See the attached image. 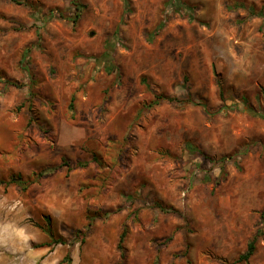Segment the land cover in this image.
Segmentation results:
<instances>
[{"label": "rangeland", "instance_id": "obj_1", "mask_svg": "<svg viewBox=\"0 0 264 264\" xmlns=\"http://www.w3.org/2000/svg\"><path fill=\"white\" fill-rule=\"evenodd\" d=\"M74 1L0 0V264H264V0Z\"/></svg>", "mask_w": 264, "mask_h": 264}, {"label": "trees", "instance_id": "obj_2", "mask_svg": "<svg viewBox=\"0 0 264 264\" xmlns=\"http://www.w3.org/2000/svg\"><path fill=\"white\" fill-rule=\"evenodd\" d=\"M176 2V4H178V7L181 8L182 7V4H181V1L180 0H174ZM16 2V1H15ZM73 5H75L76 9L77 10H80L82 8V5H80V3H78V0H75ZM129 8V2L128 0H124V9L125 11L128 10ZM78 16V15H77ZM76 16V17H77ZM261 17L264 18V15L263 14H260ZM174 102L175 99H173L172 97H169L167 95H160V96H156L155 97V100L151 103V107H154V106H158L160 105L162 102ZM202 105V104H201ZM204 106V105H202ZM69 108L70 110H74V98L72 99L70 105H69ZM189 149L193 152H196L197 154H200L202 155L203 157H205L206 159L208 160H212L210 159V157H208L207 155H205L203 152H200L198 151L197 148L194 149V147H190L189 146ZM226 160L225 157H223L220 162H223ZM41 176H43V174H41ZM1 184V182H0ZM8 184H15V185H18L20 186L21 188L23 189H27V184L25 183L24 179L20 176H13L9 179L8 181ZM155 209L156 210H159L161 212H165L167 211V209L164 208V206L161 204V203H155ZM261 219L262 221H264V212L261 214ZM46 232L48 233L49 237L50 238H53L54 235L52 233V231L50 229H46ZM262 229L260 231H257V233L252 237V239L250 240V242L248 243L247 245V248H246V251L239 255V257L234 261L232 262V264H243V263H248L250 261V259L254 256L255 252H256V249H257V242L259 240V238L261 237V234L262 233ZM125 238H126V231H124L120 238H119V243H118V249L121 253V262L119 264H125V260H126V255H125V248H124V241H125ZM62 241H60L61 243ZM152 264H158V257H156L155 261L152 263Z\"/></svg>", "mask_w": 264, "mask_h": 264}]
</instances>
